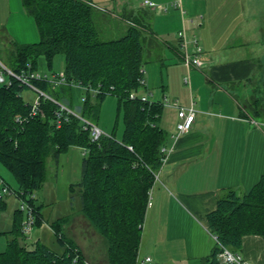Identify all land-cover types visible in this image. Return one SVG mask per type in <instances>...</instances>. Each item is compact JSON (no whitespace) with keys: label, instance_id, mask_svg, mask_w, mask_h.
<instances>
[{"label":"trees","instance_id":"obj_1","mask_svg":"<svg viewBox=\"0 0 264 264\" xmlns=\"http://www.w3.org/2000/svg\"><path fill=\"white\" fill-rule=\"evenodd\" d=\"M22 6L34 20L39 39L34 44H13L11 70L19 72L27 65L35 69L39 57L50 70L53 57L60 54L66 83L52 87L46 81L32 82L56 102L40 98L34 116L29 114L30 103L20 96L24 87L16 81L0 85V164L13 177L14 191L32 207L35 224H39L34 192L43 185L46 159H56L70 147L81 149L80 179L70 185L78 190L79 211L104 239L107 264H135L148 194L166 153V137L157 125L162 104L128 97L130 91L142 90L136 79L143 67V32L131 26L119 39L100 41L92 20L94 9L81 0H22ZM74 85L83 89L77 111L71 108ZM261 92L264 96V82ZM106 96L116 100L115 120L110 131L96 140L82 120L57 105L96 125ZM251 106L254 116L261 114L257 99ZM118 119L123 127L116 138ZM5 206L0 196V212ZM22 220L18 209L11 230L3 232L9 238L0 252V264H90L74 243H65L59 228L67 218L50 223L57 240L65 245L62 254L49 251L39 241L25 242ZM206 222L216 244L232 253L239 251L246 235L264 238V174L243 195L224 192ZM216 244L206 259L208 264H219Z\"/></svg>","mask_w":264,"mask_h":264},{"label":"crops","instance_id":"obj_2","mask_svg":"<svg viewBox=\"0 0 264 264\" xmlns=\"http://www.w3.org/2000/svg\"><path fill=\"white\" fill-rule=\"evenodd\" d=\"M81 1L94 9L92 20L97 35L96 20L102 12L119 20V38L131 26L144 32L143 40L154 49L151 63L158 65L160 72L164 70L159 73L158 85H153L150 71L143 64L145 90L153 102L161 103L166 99L169 103H176V106L162 105L157 121L166 137L163 147L166 153L158 174L157 171L154 174L158 182L149 191L150 206H146L141 225L137 258H150L145 264H208L206 259L211 255L215 241L208 232L206 215L215 208L224 192L233 190L243 195L264 174V125L254 121L249 116L248 106L244 105H249L250 99L251 103L255 100L253 84L249 86L254 67L246 60L233 57L232 50L215 61V56L225 46L219 49L209 41V38L217 40L219 37L207 33L208 22L215 20V17L207 16L205 5L208 0H181L180 13L172 11L152 19L146 14L142 2L137 11L132 7L133 0ZM150 1L164 6L171 2ZM100 5L105 9L102 10ZM182 5L185 13L181 10ZM2 14L0 34L4 36L0 35V38L10 50L13 44L38 42L34 20L24 12L22 0H0ZM197 15L201 16V22L196 25L193 20ZM221 25L222 20L216 21L211 30L218 31ZM181 29L188 39L189 53L192 52V38H198L202 46V66L196 71L187 69L180 59L177 34ZM236 33L238 35V29ZM184 76H188L189 84L183 82ZM260 80L262 90L264 77ZM230 86L240 87L242 92L238 89L230 91ZM238 94H241L240 100ZM177 107H192L195 114L190 131L181 135L176 132L179 122ZM82 154L78 147H70L55 159L57 165H61L62 160L70 169L72 182L80 179ZM35 204L41 214L40 205L36 201ZM40 222L47 227L38 225L31 242L39 241L49 251L62 254L65 245L50 229V221L41 214ZM74 226L67 219L59 230L65 243L70 241L81 249L74 240ZM237 254L246 264H264V238L244 236ZM85 259L88 261L87 257Z\"/></svg>","mask_w":264,"mask_h":264},{"label":"rangeland","instance_id":"obj_3","mask_svg":"<svg viewBox=\"0 0 264 264\" xmlns=\"http://www.w3.org/2000/svg\"><path fill=\"white\" fill-rule=\"evenodd\" d=\"M141 2L142 0H133V9L136 8L138 11ZM205 6L208 18L215 17V20L210 19L208 22L207 33L211 32L210 34L219 37L217 40H211L209 38V41L210 43H215L216 47L219 49H221L222 45L225 46L215 56L217 57L215 61L221 59L224 53L228 52V50H232L231 52L233 57L237 56L240 59L246 60L247 62L252 63L254 67L250 79L251 84L249 83V86L251 87L253 84L252 87L255 93L253 95H255V99L259 100L260 109L262 110L261 114L258 116H254L252 114L250 109V107H252L251 99L249 100V105L248 103L244 105H247L249 112H251L249 116L251 115L257 123L264 125V96L260 88V82L262 81L260 79L264 77V0H208ZM100 7L102 6L100 5ZM101 9L104 10L105 8L103 9L102 7ZM106 9L112 11L113 8ZM145 9V12L150 19L154 18V16L157 17L166 15L172 11L180 13L179 8L174 9L172 7H168L166 12L160 13L158 11L150 10L148 7ZM181 10L185 13L183 5ZM115 12L117 11L115 10ZM99 14L102 15H98L96 20L98 39L100 41L118 39L120 37V29L117 25L119 20L115 17L112 18L111 15L105 14L104 12ZM3 15L4 14L0 15V20L3 19ZM221 20L223 24L221 25L222 28H219L218 31L215 29L211 30V28L214 27V23ZM144 22L146 23L145 19ZM198 22H201L200 15H197L193 20V23L196 25ZM226 26H229L227 29L228 31L226 30ZM251 26L254 27L251 28ZM223 27H225L224 33H222ZM237 29L239 31L238 35L236 33ZM180 31L184 32L183 29ZM0 35L4 36L3 33ZM193 39L197 41L201 52H203L198 38L195 37L191 40ZM152 47L153 45H149L146 40L142 41V60L144 66L150 71V81L153 85H158L159 73H163L164 70L162 69L160 72L158 65H153V63H151L153 61L151 59H154V49ZM189 47L191 49L190 45ZM211 57L213 58V56H210V58ZM36 63V68L33 69L34 72L59 74L64 70V56L60 54L53 57L50 70L46 67L45 60L42 57H39ZM0 65H3L5 68L10 70L13 66L10 48L6 45L4 39L2 38H0ZM202 74L204 75V72H202ZM203 75L201 77L204 79L205 76L203 77ZM228 89H230V91L238 89V91L242 92L240 87L235 88L230 86ZM239 95L241 94H238V100L241 99ZM20 96L25 102L30 103L35 97V92H33L30 88L25 87L20 92ZM82 97L83 91L76 86H72L71 108L74 111H77V107L80 105ZM149 100H151V96L149 97ZM115 112L116 100L112 96H106L101 103L100 113L96 124V126L103 133L109 132L112 128L115 120ZM122 127L121 119H118L115 131L116 138L120 137ZM60 163L61 165L59 163L57 165L56 160L52 157H48L45 161V179L43 185L39 190L34 192V195L36 196L35 201L41 207L40 212L47 221H50L48 223H52L58 218H67L70 223L75 225V229H73L75 230L73 232L74 240L80 245L82 252L85 257H87L89 263L107 264L106 243L104 239L94 231L86 218L80 213L78 190L76 187L70 189V185L76 184L77 182L71 181V172L67 165L65 164L64 166V162L62 160H60ZM156 173L158 174V171ZM0 177L6 184L9 185L11 189L14 190L16 188V183L13 177L5 168L1 166V164ZM155 181L156 182L153 183V186H155L158 182L157 179ZM4 199L6 201V206L5 209L0 212V232H2V234H0V252L4 250L7 238H9L8 234H4L3 232L6 233L11 230L13 213L20 208V200L16 198L14 193L6 195ZM22 216L24 219V212H22ZM42 224L43 222L34 224L30 234L27 235V238L23 237L24 241L31 243V240L33 239L32 234H34L33 232L36 230L38 225L42 226ZM43 226L47 227L45 224H43Z\"/></svg>","mask_w":264,"mask_h":264},{"label":"built area","instance_id":"obj_4","mask_svg":"<svg viewBox=\"0 0 264 264\" xmlns=\"http://www.w3.org/2000/svg\"><path fill=\"white\" fill-rule=\"evenodd\" d=\"M180 2L181 0H171L170 4L168 6L164 5H158L150 0H142V6L148 7L152 10H156L159 12H166L168 7L172 8H180ZM178 50L180 59L183 63V65L187 69H200L202 66V62L199 58L201 54V49L198 46V43L195 39L191 40V44L193 46V50L191 53L187 50V44L188 39L186 38L183 31L178 32ZM34 80L39 81H46L48 82L52 87H57L59 85L65 84V76L63 72L57 73H38L34 72L33 69L30 68L29 65L26 66V68L21 69L19 72H13L10 69L5 68L3 65H0V85H6L9 86L12 81H16L19 86L21 87H28L33 92H35L34 99L30 102V115L34 116L39 112V100L40 98L51 100L52 102L56 103L53 99H51L49 96H47L42 91L38 90L36 87L32 85V82ZM137 84L139 85L140 89L143 91H130L128 94L129 99L135 100L139 99L141 102H147L151 101L149 100L150 94L145 90V70L143 67H140L138 70V76H137ZM183 82L185 84H189V78L188 76L183 77ZM75 86V85H74ZM78 87V86H76ZM81 89V87H78ZM83 91V89H81ZM163 106L167 105H175L176 103H169L166 99H164L163 102H161ZM61 111H65L67 113H71L78 117L82 122L85 124V129H88L92 140H96L103 132L94 124L82 119L79 117L77 112H74L70 109H68L64 105H60L57 103ZM194 109L192 107L188 108H182L177 107V118L179 122L176 126V132L177 135L185 134L190 131L192 128V124L194 121ZM163 150V149H162ZM154 180H156V175H154ZM10 193H14L16 198L20 200V208L19 210L25 213V217L21 222L20 231L23 235V237L27 238V235L30 234L34 224H35V217L32 211V207L25 201L20 199L19 195L11 189L5 181L0 177V196L5 197L6 195H9ZM33 197V195L31 196ZM146 206H150V194H148L147 203ZM215 244L216 239L214 236H212ZM219 248V251L216 254V259L219 262V264H246L245 261L241 258L240 255L237 253H232L225 247L216 244ZM150 261V258H144L143 260L136 259L135 264H145Z\"/></svg>","mask_w":264,"mask_h":264}]
</instances>
